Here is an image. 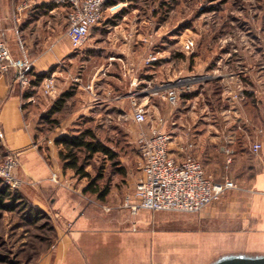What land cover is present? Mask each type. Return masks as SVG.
Listing matches in <instances>:
<instances>
[{
  "label": "crops",
  "instance_id": "1",
  "mask_svg": "<svg viewBox=\"0 0 264 264\" xmlns=\"http://www.w3.org/2000/svg\"><path fill=\"white\" fill-rule=\"evenodd\" d=\"M124 5H108L87 43L76 49L68 36L66 7L51 0H0V34L15 58L32 63L34 74L26 89L15 83L14 74H0L3 139L19 157L24 194L54 217L55 242L34 264H217L252 250L264 256L262 35L250 43L238 38L239 44H231L230 37L220 51L202 46L173 51L162 46L157 32L145 30L144 20L118 16ZM149 56L159 60L147 65ZM48 79L54 82L49 94ZM178 85L191 89L171 108L164 94ZM140 89L147 134L163 118L177 160L197 157L216 182L229 179L237 185L169 230L151 219V211L131 215L123 207L126 190L120 194L113 186L106 201L86 193L85 179L63 170L55 143L81 129L83 118L111 123L109 135H116L119 122L133 119ZM67 91L73 96L49 124L48 112ZM255 143L262 144L258 154L252 151Z\"/></svg>",
  "mask_w": 264,
  "mask_h": 264
},
{
  "label": "rangeland",
  "instance_id": "2",
  "mask_svg": "<svg viewBox=\"0 0 264 264\" xmlns=\"http://www.w3.org/2000/svg\"><path fill=\"white\" fill-rule=\"evenodd\" d=\"M121 3H127V5L121 7L117 12L118 16L126 15L130 18L144 20L145 30L149 28L151 32H157L158 38H163L161 40L166 42H164L165 45L160 44L173 51H186L184 42L187 39L195 41L194 48L196 49L202 46L204 49L218 51L223 49L224 44H228L230 37L234 40L231 44L243 43L237 41L238 38H246L250 43L255 34H261L264 39V0H119L112 4L120 5ZM161 45L157 48H163ZM0 74L4 73L0 72ZM5 74L13 76L12 73ZM30 76L33 81L32 71H30ZM13 77L15 81V76ZM142 91V89L137 91L139 94L135 104L141 105L139 98H142L140 95ZM169 106L176 107L170 103ZM45 124L46 128H50V125ZM110 125L109 122L96 119L78 120V126L81 129H94L98 137L118 154L116 161L120 162L118 165L99 154L96 155L88 170L94 177L97 175L103 177L100 181L102 187L108 184L112 189L116 186V191L122 194L123 190H126V195H128L134 192L142 176L139 138L146 133V123L138 124L134 119L119 122V133L116 135H109ZM130 129L132 134L126 135L127 130ZM10 154L17 157L18 166L15 175L21 179L18 175L19 157L9 151L0 126V160ZM120 167L127 170V175L123 176L120 173ZM128 179L132 186L127 182ZM21 181L22 186L18 190L11 191L12 195L6 201L12 203L16 209L13 211L0 209V264H34L55 242L54 217L52 218L50 213L40 209L41 212L37 214V219L36 216L34 219H28L31 200L24 194L25 186L22 179ZM85 181L88 183V179ZM4 186L5 184L0 179V188ZM150 214L151 219L160 221L163 228L167 230L174 228L182 217L196 215V213L170 211L151 212ZM181 220L187 223L185 219ZM253 253L252 250L247 255L237 254V256L246 255L254 260L256 255Z\"/></svg>",
  "mask_w": 264,
  "mask_h": 264
},
{
  "label": "built area",
  "instance_id": "3",
  "mask_svg": "<svg viewBox=\"0 0 264 264\" xmlns=\"http://www.w3.org/2000/svg\"><path fill=\"white\" fill-rule=\"evenodd\" d=\"M52 3L68 9V36L76 49L83 47L91 34V30L99 24L105 8L119 0H51ZM26 8L24 3L20 6ZM195 47L193 39L184 42V49L191 51ZM159 60L157 56H149L146 64L151 65ZM13 72L15 82L26 89L32 84L30 71L32 63L27 59L15 58L12 51L0 34V72ZM46 93L53 91L54 82L48 79ZM190 85L183 87L173 86L164 94L172 106H177L183 93L189 92ZM235 97L239 98V94ZM133 119L138 124L148 121V112L139 105L134 104ZM158 126L150 134L143 133L140 138L141 172L134 192L126 195L123 207L131 215L137 216L141 211L151 212H180L201 213L211 204L221 200L237 185L229 179L216 182L206 173L202 162L194 156H187L184 160H177L170 152L172 137L163 131L165 124L163 118L158 119ZM191 147L193 145H190ZM262 149L261 143H255L252 151L258 154ZM18 166L16 155L10 154L0 160V179L11 190H18L22 181L15 175ZM57 180V178H53ZM73 223H67L68 230Z\"/></svg>",
  "mask_w": 264,
  "mask_h": 264
},
{
  "label": "trees",
  "instance_id": "4",
  "mask_svg": "<svg viewBox=\"0 0 264 264\" xmlns=\"http://www.w3.org/2000/svg\"><path fill=\"white\" fill-rule=\"evenodd\" d=\"M9 73L13 74L12 71ZM46 77V74L37 76L35 83H41ZM72 96L73 92L67 91L63 93L54 103L47 116V121L49 124L56 123V120L52 119V116L57 112H61L65 108L67 101ZM55 143L59 147V157L63 170H71L80 179H88V185L85 189V192L96 195L101 201H106L111 190L110 185L107 184L102 187L100 181L103 177L101 175H97L95 177L92 176L88 168L92 165V161L96 155L99 154L104 155L119 165L120 162L116 161L118 154L109 148L98 137L97 133L92 128L78 129L69 134H65L59 137ZM119 171L123 176L127 175V170L124 167H120ZM11 191L14 190H11L7 185L0 188V209L6 211H13L16 209L12 203L6 202L7 199H9L12 195ZM39 212H41L40 209L31 203L28 219H34L35 216L37 219V214ZM53 230L55 233V229Z\"/></svg>",
  "mask_w": 264,
  "mask_h": 264
},
{
  "label": "water",
  "instance_id": "5",
  "mask_svg": "<svg viewBox=\"0 0 264 264\" xmlns=\"http://www.w3.org/2000/svg\"><path fill=\"white\" fill-rule=\"evenodd\" d=\"M217 264H264V256L256 257L254 260L246 256H232Z\"/></svg>",
  "mask_w": 264,
  "mask_h": 264
}]
</instances>
